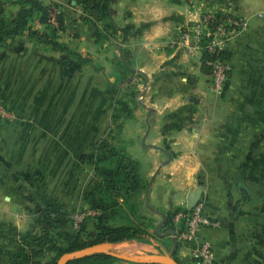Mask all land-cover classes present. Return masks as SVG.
Instances as JSON below:
<instances>
[{"label":"rangeland","instance_id":"rangeland-1","mask_svg":"<svg viewBox=\"0 0 264 264\" xmlns=\"http://www.w3.org/2000/svg\"><path fill=\"white\" fill-rule=\"evenodd\" d=\"M40 1L47 6V21L39 22L36 14L32 26L54 27L55 39L66 44L68 50L53 49L19 34L10 23L18 5L9 0L0 3V101L14 114L0 119V185L14 189L16 216L36 218L43 242L47 234L57 243L66 244L64 226L68 231L80 229L74 224L75 213L93 210L86 217L97 224L106 221L104 208H110L111 223H134L148 231L140 238L155 239L174 228L171 217L175 213L183 223L187 221L190 209L185 193L201 187L194 207L217 227L222 217L228 220L232 229L226 243L228 264H243L235 261V254H249L251 250L252 202L236 184L243 178L250 188L264 186V128L255 134L251 120L244 118L242 101L249 93L245 87L242 93L236 85L231 61L226 60L228 78L223 91L213 88L210 68L198 92L203 102L190 98L195 94L188 98L190 110L200 115L195 123L208 128L202 137L204 142L176 151L180 160L172 167L169 179L166 170L160 175L161 165L146 167L148 174H143L145 155L136 144H130V133L147 122L144 76L137 69L127 34L116 29L124 27L116 20L117 1L110 5L114 9L110 16L93 6L95 0ZM201 13L214 15L212 25L204 24L199 36H192L193 31L191 36L183 35L186 27L191 31L194 26L178 29L184 46L199 56L206 43L227 48L229 37L240 30L228 23L227 18L234 14L201 10L195 21ZM59 15L63 18L61 26ZM53 79L65 84L56 82L48 91L46 84ZM44 97L48 99L44 101ZM132 139L140 141V136ZM155 174L156 187L152 190ZM263 205L259 200V207ZM48 207L62 212L57 216L59 223L39 222L41 209ZM86 217L79 225L87 224ZM165 243L169 250L171 242ZM45 252V259L54 254ZM158 254L168 255L165 250Z\"/></svg>","mask_w":264,"mask_h":264},{"label":"crops","instance_id":"crops-1","mask_svg":"<svg viewBox=\"0 0 264 264\" xmlns=\"http://www.w3.org/2000/svg\"><path fill=\"white\" fill-rule=\"evenodd\" d=\"M116 1L114 5L116 15H114L117 22L122 21V26L128 29L126 37L129 39V48L138 65L137 69L144 76L143 103L148 109V114L144 116L147 122L143 128L139 127L130 133L133 135L132 138L136 135L140 136V141L133 142L131 138L130 144H136V148L145 155L143 157L145 160H142V162L146 161L144 167L142 166L145 171L143 174H148L146 167L161 165L160 175H165L166 170L168 172L166 178L169 179L172 167L179 164L177 161L180 160L178 157L180 155H177L176 151L196 148L204 142L202 137L208 128L198 127L195 122L200 115L196 111H191L193 109L190 110L187 101L190 94H195L190 98L203 102L198 92L201 91L206 77L204 78L205 73L200 70L199 54L194 55V50L184 46L178 35V29L182 26L195 24L201 10H223L244 19V25L227 41L226 46L230 51L228 59L235 69L236 85H240L242 93L243 87L246 88V93H249L242 96L244 118L251 120L252 127L256 130L255 134L258 133L259 128H264V0H230L231 4L227 3V0H216V3L215 0ZM198 1L199 4H196ZM56 82H59V86L65 84L64 81L61 83L60 79L58 81L53 79L46 84L48 91H51L50 87ZM63 88L65 90V87ZM44 94L49 95L45 91ZM47 99L48 97L43 98L44 101ZM245 103L252 106L250 111L244 109ZM25 114L24 117H27L28 114L26 116ZM192 118L194 123L191 124L192 130H190L189 123ZM130 134L129 136H132ZM183 165L188 167L187 164ZM188 170L187 181L190 182ZM156 174L152 182V190L156 187L154 185L158 176ZM236 186L241 194L251 199L252 216L249 230L250 253L235 254V261L243 264H264V205L259 207V200L264 202V186L260 189L250 188L243 178L237 180ZM239 186L245 187L247 192L242 191ZM189 190L191 189L187 190L186 196ZM202 190L201 188V194ZM14 192V189L0 185V264H47L49 257L45 259L44 253L47 251L49 254L51 250L44 242L40 246L36 244V236L32 235L37 233L36 235L39 236V224L36 218L33 220V218L16 216ZM93 213V210L84 212V217ZM110 213V208L109 210L104 208V219L108 223ZM209 213L217 216L216 212ZM171 219L174 228L169 234L157 236L155 239L146 240L138 236L102 243L106 249L127 255L158 254L163 253V250L169 253L176 246L175 257L181 264H199L190 252L192 242L182 240L177 235L185 225L183 218L179 213H175ZM89 220L86 217L87 224L84 227L79 225L80 229L72 231H68L64 226L66 234L68 233L72 238L85 237L88 232L97 229L96 224ZM221 223L218 227L217 225L202 226L198 234L201 238L212 242L217 264H228L226 243L229 241L228 237L232 229L228 226L227 219L222 217ZM234 226L237 229L236 221ZM165 242H171L169 250H166ZM159 263L152 259L132 261L116 257L112 264Z\"/></svg>","mask_w":264,"mask_h":264},{"label":"trees","instance_id":"trees-1","mask_svg":"<svg viewBox=\"0 0 264 264\" xmlns=\"http://www.w3.org/2000/svg\"><path fill=\"white\" fill-rule=\"evenodd\" d=\"M9 1L18 5L14 17L11 19L10 23L11 26L19 34H25L31 39L49 44L53 49L68 50L66 44L55 39L53 33L54 27H51V29L48 28V31L47 28L40 29L39 27L32 26L31 21L36 14L38 15L39 22L46 23L47 21V6L44 5L40 0ZM114 1L115 0H102V2H98V0H95L93 6H95L99 10H105L104 14H108L110 16L114 11V9H112L110 5ZM0 3H3V0H0ZM58 17V23L61 26L63 23V18L61 15H59ZM48 26H50L49 23ZM116 29L120 30L124 36L128 31L126 27H119ZM215 57L228 59L230 57V51L227 48L221 49L217 51V53H211L207 50H203L200 56V70L203 73H210L211 65L210 63H208V61L214 59ZM40 212H42L43 217L40 218L39 222H47L49 224H53L55 220L59 223V217L57 216L62 214L59 209L53 210L51 209V207L41 209ZM96 228V230L88 232L85 237L72 238L70 235L64 234V241H66V244L57 243L52 237L44 234V243H46L47 247L52 252H54V254L47 260V264H55L57 258L65 251L78 249L87 245L104 241H118L138 237L141 235H148V231H146L139 225L129 222L113 224L103 220H99L96 224ZM41 237L42 235H39L35 238L36 244H38L39 246L44 244L42 241L43 237L42 240ZM175 248H172L169 253H171L173 257L178 261V263L181 264L180 261L175 257ZM115 258L116 256H113L106 252L95 251L92 253L73 257L69 259L65 264H112Z\"/></svg>","mask_w":264,"mask_h":264},{"label":"built area","instance_id":"built-area-1","mask_svg":"<svg viewBox=\"0 0 264 264\" xmlns=\"http://www.w3.org/2000/svg\"><path fill=\"white\" fill-rule=\"evenodd\" d=\"M228 23L231 24L232 29L236 27L241 28L244 25V19L237 15H231L227 18ZM212 20H214V15L212 13H201L200 19L196 21V23L192 26L193 29L189 31V28L184 31V36H191L192 31L193 35H200L203 25L209 27L212 25ZM218 23V22H216ZM208 34V32H206ZM212 44V45H211ZM206 43L204 46V50H207L211 53L221 50L222 47L220 45H216L215 43ZM227 59H221L219 57H215L214 59L208 61L211 65V84L213 88L221 92L224 89L227 76V68L228 65L226 63ZM14 114L7 109L6 105L0 101V119H9L12 118ZM196 206V205H195ZM74 224L76 227L79 226L80 222L84 217V212L75 213L74 214ZM213 226L216 225L214 221L204 215L200 209L197 207H193L188 211V219L185 222L184 227L179 231L178 237L182 240L192 242L191 254L198 260L199 264H215V252L213 244L210 240L201 238L199 236V230L202 226Z\"/></svg>","mask_w":264,"mask_h":264},{"label":"water","instance_id":"water-1","mask_svg":"<svg viewBox=\"0 0 264 264\" xmlns=\"http://www.w3.org/2000/svg\"><path fill=\"white\" fill-rule=\"evenodd\" d=\"M244 109L247 111H250L252 109V106L249 103H245ZM18 115H22V111H18ZM26 116V114H25ZM239 188L247 192V189L243 186H239ZM201 195V188L200 187H195L191 190L188 191L187 196H186V206L188 209L193 208L199 201ZM95 251H103L108 254H111L116 257H121L127 260H132V261H141L144 259H152V260H159L162 262H165L167 264H179L178 261L173 257L171 253H168V255H162V254H143V255H127L123 253H118L116 251L106 249L103 245L102 242L99 243H94L91 245H87L78 249L70 250V251H65L63 252L56 260L55 264H65L69 259L83 255V254H88L92 253Z\"/></svg>","mask_w":264,"mask_h":264}]
</instances>
